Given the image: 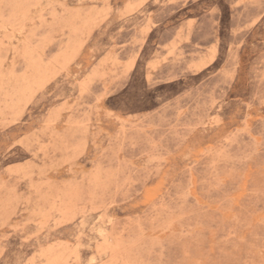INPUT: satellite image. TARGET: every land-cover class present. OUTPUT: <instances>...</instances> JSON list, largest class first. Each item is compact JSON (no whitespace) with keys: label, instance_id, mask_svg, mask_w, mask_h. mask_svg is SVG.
Segmentation results:
<instances>
[{"label":"rangeland","instance_id":"rangeland-1","mask_svg":"<svg viewBox=\"0 0 264 264\" xmlns=\"http://www.w3.org/2000/svg\"><path fill=\"white\" fill-rule=\"evenodd\" d=\"M0 264H264V0H0Z\"/></svg>","mask_w":264,"mask_h":264},{"label":"bare ground","instance_id":"bare-ground-1","mask_svg":"<svg viewBox=\"0 0 264 264\" xmlns=\"http://www.w3.org/2000/svg\"><path fill=\"white\" fill-rule=\"evenodd\" d=\"M103 235H105V233Z\"/></svg>","mask_w":264,"mask_h":264}]
</instances>
